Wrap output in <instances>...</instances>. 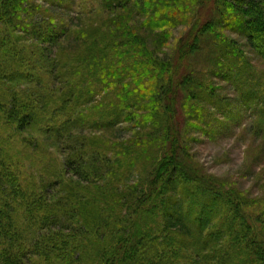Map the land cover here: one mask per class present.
I'll return each mask as SVG.
<instances>
[{
    "label": "trees",
    "instance_id": "trees-1",
    "mask_svg": "<svg viewBox=\"0 0 264 264\" xmlns=\"http://www.w3.org/2000/svg\"><path fill=\"white\" fill-rule=\"evenodd\" d=\"M38 1L41 0H0V25L3 26L0 30L6 31L0 42V83L7 85L3 81L8 79L9 82L39 84L38 89L32 88L34 90L15 85L13 90L9 87L10 93H0V120L6 119L5 123L18 135L29 134L31 137L34 131L43 134L48 141L65 150L68 158L63 166L51 162L50 169H47V164L42 162L47 156L43 155L45 153L39 151L42 155L38 154L40 159L36 157V163L32 156H28L25 161L30 160L27 162L32 167L43 168L39 171L38 181L27 176L24 163L20 166L19 161L12 162L10 169L13 170L6 172L3 167L4 171L0 170V264H30L27 261L36 255L44 258L43 264H264V217L256 215L255 204H248L247 198L239 191L227 189L202 175L187 159L184 139L186 129L208 135L205 132L209 129L222 134L226 131L222 130L223 127L228 128L223 121L228 117L216 112L217 103L221 102L215 96L216 90H209V101H204L197 96L198 92L204 91L198 83L203 73L208 74L209 70L212 79L214 76L226 80L234 90L235 77H225L232 66L237 71L238 81H247L257 75L240 42L230 41L221 33L236 34L245 41V47L264 60V0L104 1L103 7L109 12L121 10L127 13L125 17L139 15L144 19L138 28L139 34L134 29L122 28V31L147 56L143 68L138 70L136 66L134 69L135 72L143 70L142 77H148L147 83L141 87L143 90L140 86L133 87L134 83L125 85L118 112L115 110L114 114L110 112L102 116L114 119L93 124L96 128L117 127L130 108V102L137 103L138 99L145 97L144 101L150 106L145 111L150 115L132 123L133 129L138 131L133 152L124 148L126 152L117 159L118 162L105 155L108 147H101L96 142L92 149H88L74 136L75 132L93 122L95 115L77 117L76 108L88 104L85 97L91 95L88 92L96 84L92 78L86 87H79L74 81L71 83L72 77H82L78 75L83 73L66 71L68 62L77 55L72 56L75 51H65L60 43L62 39H69L70 29L62 27L57 33L47 27L43 31L47 23L45 26L38 23L34 29V58L43 68L45 64L51 68L52 81L64 85L65 89L58 90L59 96L40 94L47 84L46 78L36 73L40 67L20 72L23 53L15 55L10 47L16 39L14 33L21 31V21H31L30 17L33 20L42 10L36 3ZM61 1L51 2L52 9L59 10L57 7L61 6ZM180 26L189 29L180 39L175 54L152 60L168 41L167 35H159L158 30ZM212 39V46L204 43ZM74 43L70 41L69 45ZM203 45L206 49L212 48L211 54L196 64L195 71H191L189 62ZM152 46L155 47L152 49L154 53L147 49ZM252 49H260L259 54ZM96 51L97 48L92 50L83 61L91 57L98 65ZM54 56L62 57L64 62H56ZM199 65L203 67L199 69ZM150 67L156 71L150 73ZM29 74L36 76L28 78ZM118 77L113 73L111 81L115 82ZM263 79L264 76L257 78L258 85ZM243 85L245 91L238 89L237 92L238 104L247 113L253 111L257 118L254 126L258 135L264 138V86L255 82ZM180 86L183 88L181 94ZM67 89L69 92L66 93ZM61 94L64 95L62 98ZM33 97L43 100L42 110L37 109L38 103ZM186 102H194L192 112L198 110L199 104L206 103L208 109L197 111L200 116L196 122L202 125L196 123L197 126L191 128L187 127L188 124L181 128L176 125V107ZM192 112H182V117L188 120ZM131 120L134 122L135 119ZM46 123L48 127L43 129ZM148 129H151L150 133L145 131ZM30 142L38 144L33 140ZM144 148L153 158L151 177L154 180L148 185L150 190L145 191V184L141 182L143 186L135 183L127 193L125 188L124 192L115 188L113 181L119 177L120 170L127 161L142 158ZM8 157L12 160L11 156ZM53 173L58 177L46 181L47 175ZM134 215H139L137 220ZM223 238H227L230 246L218 250Z\"/></svg>",
    "mask_w": 264,
    "mask_h": 264
},
{
    "label": "rangeland",
    "instance_id": "rangeland-1",
    "mask_svg": "<svg viewBox=\"0 0 264 264\" xmlns=\"http://www.w3.org/2000/svg\"><path fill=\"white\" fill-rule=\"evenodd\" d=\"M53 1L54 0H41L36 2L42 10H40V12L34 16L33 20L30 17L31 19L29 18V20L31 21H21V31H19L18 34L14 33L16 39L13 41V45L10 47V50L14 51L15 55L23 53V55L20 56L24 58V60H21L23 62L20 63V65L23 66L21 68L19 67L21 73L22 71H26L28 68H35L37 70L38 67H40L36 73H38V76L41 75L43 79L46 78L45 80L47 81V84L43 86L40 94L53 95L57 97L59 96L58 90L65 89L63 87L64 85H61V82H56V80L52 81V76L49 73V69L51 68H49L46 64L43 68L41 64H39L37 58H34L35 55L33 53V46H36L34 29H37L36 25H38V23H43L42 25L47 23L46 26L44 25L45 27L42 26L44 27L42 29L43 31H46L47 27H49L48 30L54 29L53 31H56L57 33L61 31L62 27L64 29L71 30V35H69L70 40L66 39L67 37L65 38L66 40L60 39L61 46H63L65 51H75L72 53V56L77 54L76 57H72L71 61L68 62L66 71L71 73L72 71H80L83 73L78 75L82 77H72L71 83L74 81L79 87H86V85H88L89 79L92 78L96 84V87L88 92L91 95L85 97V100L88 101V104L80 109L76 108L77 117H85L89 114L95 115V117L92 118L93 122H91L90 125L87 124L86 128L83 130L75 132L74 136L78 138V140L82 142L88 149H92L91 146L95 145L96 142H98L99 146L101 147H108L109 149L105 150L104 152L105 155L113 158L114 162H118L120 160L117 159L122 157V155H124L126 152L123 150L124 148L129 149L131 153L133 152L134 142H136L134 138L138 132L137 130L133 129V124L136 121H140L144 117L150 115L148 111H145L150 107L149 104L144 101L146 100L145 97L143 96L142 100L138 99V104L133 101L130 102L128 107L132 108L126 110L122 122L117 127L111 128L109 126H103L101 128H96L93 124H101L99 122L100 120L109 122L114 119H105L102 118V116L110 112L114 114L113 112H115V110L118 112L117 110L120 109V106H122L121 92L123 91L125 85L127 86L130 83H134L133 87L140 86L141 88L147 83L148 77H142L143 70H136V72L134 71L136 66L139 67L138 70L143 68L141 66L147 63V56L140 47L132 44L130 38L126 37L127 35L125 34V31H122V28H127L134 29V32L138 33V28H140L141 24L144 23V19H142L139 15H137L135 18L129 15H127L128 17H125L124 14L127 13L121 10L119 12H114V10L109 12L108 9L103 7L105 0H62L61 6L57 7L59 8L57 11L52 9L54 8L52 6L53 4L51 3ZM48 2L50 4L46 5ZM49 8L50 10L48 11L47 9ZM47 11L48 14L46 15ZM209 19L210 18H208V20ZM0 27L3 26L0 25ZM188 29V26H180L179 28H165L164 30H158L157 33H159V35L162 33L163 35H167L168 41L163 46L162 52L157 51V49L155 50V52L157 51V54L154 55L156 57L152 58V60L158 61V59H165L166 57L175 54L174 52L177 50L176 48L179 45L180 39L183 35H185V32ZM90 31L93 32L90 33ZM43 33L45 32H42V34ZM92 34L95 37L91 36ZM221 35L225 38H228L230 41L237 40L240 42L243 53H245V56L251 60L252 65L256 68L257 75L255 77L249 78L247 81H245V79L238 81L239 78L234 67L232 66V68H228L229 74H227L225 77L230 79V76H232L235 77L236 80L233 90L226 80L216 78L214 76L212 79L209 76V73H211L209 70L208 74L205 72L203 73V77L198 85L204 87V91L198 92L197 96L198 98H202L204 101H209V90L213 88L216 90L215 96L217 99L221 100L220 104L217 103L216 112L225 114L229 118V121H226L228 118L223 120L226 122L228 128L223 127L222 130L226 131L222 134H215L216 130L209 129L208 132H205L208 135L204 134L203 132H195L186 129V137L184 139L187 145V159L191 160V162L197 167L198 171L202 175L209 176L214 181V183L225 186L227 189L237 190L243 194L247 198L246 200L248 204L254 203L257 207L256 215L258 214L264 217V138L262 137L263 135H258L257 129L254 126L257 118L254 116L253 111H249L248 113L245 112L244 108L238 104L237 100L238 89L242 90L241 92L245 91L243 84L246 82H255V84L258 85L256 82L257 78L264 76V60L255 56L248 46L245 47V41L239 39L236 34L222 31ZM3 36H6V31L0 30V42ZM206 38L208 39L209 37L207 36ZM213 40L214 39L210 40L209 42H206L205 40L204 43H207V46H212L214 44ZM70 41L75 42L74 45H69ZM2 48L4 49L3 46ZM95 48H97L96 53L98 54V65L96 64L97 62L95 59L91 57V59L89 58V60L86 59V61H83L85 58L90 56L91 51ZM147 49H149L151 52L152 49H155V47L152 46L148 47ZM211 49L212 48L209 49L208 47L206 49V47L203 45L201 47V51L196 52V55H194V57L189 62L191 64V71H195L196 64L202 59H205L207 54H211L209 53ZM260 49L252 50L256 54H259L258 52ZM12 51H9L10 54H12ZM152 53H154V50ZM53 59L58 63L64 62L62 57L59 58L54 56ZM16 62L18 61H15V63ZM197 67L200 69L203 66L199 65ZM150 68V73L156 71L153 67ZM101 69H103L104 73L101 72ZM128 69L132 70L129 71ZM66 71L61 72V74L66 73ZM113 73L117 77L121 75V73L122 75L119 76L115 82H113L111 81ZM193 74H195V72ZM250 74L252 76L254 75L253 72ZM34 76H36V74H29L27 77L32 78ZM157 76L158 74L156 77ZM5 80L6 81H3V83L5 84L6 82L7 85H2L0 83V93L2 94L10 93L9 87H11L13 90L15 85H21L20 87L25 90H30L32 88L38 89L39 87V84L36 82L24 84L17 83V80L14 82H9L8 79ZM261 85L264 86V79L261 80ZM141 89L143 90V88ZM182 89L183 88L180 86V94ZM54 90L57 94L54 92ZM65 92L67 93L69 90L67 89ZM71 93H73L72 90ZM60 96L62 98L64 95L61 94ZM33 101H35L36 104L38 103L37 109L42 110L44 104L43 100L33 97ZM193 104L194 102H186V104L176 107V125L179 124V128H181L183 124H186V126L188 124V128L197 126L196 123L198 122H196V120H198V117L200 116L197 115V111L206 109L207 106L206 103L199 104L197 106L198 110L195 109L196 111L192 112L191 106ZM189 111L192 113H190L191 115L187 120L186 118L182 117V112H187L188 114ZM132 112L133 114L131 117L130 114ZM48 117L49 115L47 118ZM215 117L218 118L216 114ZM190 118H193V120H190ZM131 119H135L134 122ZM220 120L222 119L220 118ZM5 121L6 119L4 121L0 120V155L2 156L0 157V170L5 169L7 172L8 169H10L12 162L15 161L17 163V161H19L20 166L22 163H24V169L27 172V176L30 178H35V181H38L40 180L39 178L41 176L39 175V171L43 168L38 166L32 167L33 165L27 162L30 160L25 161L28 156H32L34 163H36V157L40 159L39 155L41 156L42 153H45L43 155L47 156L46 158L44 156L45 160H42V162L45 163V165L47 164V169H50L48 166L51 164V162L57 166L64 165V162L68 158V154L65 152V150L59 149L55 143L48 141L47 137L42 136L43 134H40L37 131H34L31 134V137L29 134L18 135L15 131L8 127ZM108 122H106V124ZM211 126L213 128V125ZM46 127H48L47 123L44 124L43 129H46ZM49 128L51 129V126H49ZM145 131L150 133L151 129ZM31 140L36 141L40 146L30 142ZM130 142L131 144H129ZM144 150L145 154L142 158L137 157L135 161H127V165H124V167L120 170L119 177L116 181H113V186L115 188H119L122 192H124L123 189L125 188V193H127V189L129 187H133L135 183L139 184L141 182L145 184V191L150 190L151 186L148 185H151V182L154 180L151 177L153 158L150 156L149 150L147 148L142 149V151ZM8 156H11L12 160L9 159ZM17 156L21 158H18ZM6 157H8L10 162L8 159H4ZM32 157H29V159H32ZM14 168L18 169L16 166H14ZM10 170H13V168ZM62 170L65 169L62 168ZM50 175H47L46 181L51 182L54 181L56 177H58V175L54 173ZM146 178L148 180H146ZM141 183L139 185H142ZM142 186H140V188ZM255 206L253 208L254 210ZM160 209L162 208L160 207ZM229 212L231 213V211ZM136 213H139V211ZM138 216L136 217V215H134L133 218L136 217L137 220ZM224 218H226L225 215ZM226 246L229 248V241H227V238H223L219 242L217 249L221 250ZM43 259V257H38L36 255L31 257L27 262L30 264H43Z\"/></svg>",
    "mask_w": 264,
    "mask_h": 264
}]
</instances>
